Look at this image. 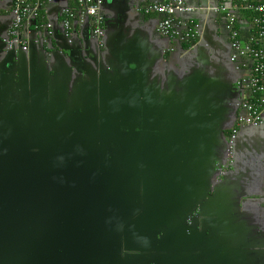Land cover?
I'll return each mask as SVG.
<instances>
[{
  "label": "water",
  "instance_id": "1",
  "mask_svg": "<svg viewBox=\"0 0 264 264\" xmlns=\"http://www.w3.org/2000/svg\"><path fill=\"white\" fill-rule=\"evenodd\" d=\"M103 19L112 46L94 65L74 25L54 46L52 21L31 19L69 63L9 46V30L0 46V264H264L248 199L221 169L231 89L156 68L159 53L121 26L106 39Z\"/></svg>",
  "mask_w": 264,
  "mask_h": 264
},
{
  "label": "crops",
  "instance_id": "2",
  "mask_svg": "<svg viewBox=\"0 0 264 264\" xmlns=\"http://www.w3.org/2000/svg\"><path fill=\"white\" fill-rule=\"evenodd\" d=\"M159 0H103V10L101 14L107 17L108 25L111 29L107 32L106 39H111L114 33H118L121 26L124 38L128 42L136 41L135 44H142L150 49L151 53H159L161 59L156 62V68L168 66L178 75H190L200 72L202 77L216 81L222 86V92L231 89L233 100L228 108L222 112V132L228 141L231 128L234 126L236 118L243 113L240 104L242 99L248 95L243 78L249 74V66L243 65L244 58L231 61L232 54L229 32L225 28V14L218 9L219 5L231 7L236 14V27L239 31V38L242 42L252 35L253 18L257 12L246 6V3L257 4L264 0H184L185 4L191 8L190 11L181 15L182 25L180 29H192L196 32L195 39L190 42L181 41L177 38H169L160 34L156 30L160 15L155 13L144 14L142 8ZM13 0H0V46L11 26ZM74 11L75 18L78 17V6L75 0H52L41 8L40 17L35 20L37 24L43 25L52 21L54 35L51 41L54 46L65 45L61 34V22L65 9ZM104 21V19H103ZM76 26L74 33L75 47L82 49L81 56L85 60L93 57L97 62L105 61L109 56L110 46L105 48L101 45V38L89 37V46L92 58L84 55V46L87 45L82 37L83 24L78 19L72 21V26ZM23 38L31 46L33 55L39 59L45 58L47 62L54 64L59 61L71 62V58L64 55H55L51 50L46 49V35L35 32L31 20L23 24ZM134 34V38L133 37ZM115 39V38H114ZM116 43V42H114ZM57 44V45H56ZM264 49V38L261 40ZM50 53V54H49ZM64 53V52H63ZM32 54V53H31ZM29 56V52L27 53ZM50 55V58H49ZM77 55V57H81ZM96 68V65H95ZM98 68V67H97ZM96 68V69H97ZM241 86V87H240ZM239 102L238 104H235ZM226 118V119H225ZM225 119V121H224ZM235 150L227 151L222 170L227 173V184L234 192L242 191V199L247 198L246 210L249 213L252 225L255 227V234L262 235L259 241L264 248V111L263 123L259 127L241 126L238 129ZM232 153L233 163H228L229 153ZM232 162V161H231Z\"/></svg>",
  "mask_w": 264,
  "mask_h": 264
},
{
  "label": "built area",
  "instance_id": "3",
  "mask_svg": "<svg viewBox=\"0 0 264 264\" xmlns=\"http://www.w3.org/2000/svg\"><path fill=\"white\" fill-rule=\"evenodd\" d=\"M52 0H13L12 4V25L8 32L7 43L9 46L20 44L26 48L25 39H18V35L22 30L25 22L31 19L37 20L40 17L41 8ZM78 6V21L83 24L85 18L93 26V34L101 38L103 35V15L100 12L102 0H75ZM219 2V0H214ZM246 6L257 12L253 18L255 28L254 35L248 40L242 42L239 38V31L236 27V14L233 9L228 6L219 5V11L223 12L226 17L225 28L229 32L231 41V61H236L239 58H244V66H247L249 74L243 78L245 88L248 89V95L242 99L240 107L243 111L239 115L231 128L228 136L229 149L231 150L234 138L241 126L247 125L252 127L260 126L263 123L264 111V49L261 45V40L264 38V2L257 4L246 3ZM191 8L185 4L184 0H159L151 2L142 8L144 14L155 13L160 15L156 25V30L169 38H177L181 41L190 42L195 39L196 32L192 29H180L185 25L181 15L190 11ZM77 12V11H76ZM71 9H65L62 19V26L66 37L72 34V21L76 19V14ZM41 26L40 24H37ZM48 29H51V23L48 21L43 24ZM232 161V153H229L228 163ZM224 171V169L222 170Z\"/></svg>",
  "mask_w": 264,
  "mask_h": 264
},
{
  "label": "trees",
  "instance_id": "4",
  "mask_svg": "<svg viewBox=\"0 0 264 264\" xmlns=\"http://www.w3.org/2000/svg\"><path fill=\"white\" fill-rule=\"evenodd\" d=\"M254 32H255V29L252 30V33H251V34L254 35ZM252 35H251V36H252Z\"/></svg>",
  "mask_w": 264,
  "mask_h": 264
},
{
  "label": "flooded vegetation",
  "instance_id": "5",
  "mask_svg": "<svg viewBox=\"0 0 264 264\" xmlns=\"http://www.w3.org/2000/svg\"><path fill=\"white\" fill-rule=\"evenodd\" d=\"M12 17H13V13H12Z\"/></svg>",
  "mask_w": 264,
  "mask_h": 264
},
{
  "label": "rangeland",
  "instance_id": "6",
  "mask_svg": "<svg viewBox=\"0 0 264 264\" xmlns=\"http://www.w3.org/2000/svg\"><path fill=\"white\" fill-rule=\"evenodd\" d=\"M240 250H243L242 248Z\"/></svg>",
  "mask_w": 264,
  "mask_h": 264
}]
</instances>
